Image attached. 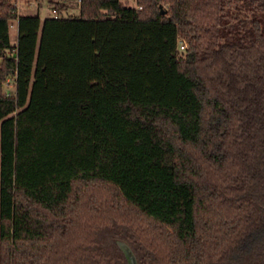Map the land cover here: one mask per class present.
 <instances>
[{"label": "trees", "instance_id": "16d2710c", "mask_svg": "<svg viewBox=\"0 0 264 264\" xmlns=\"http://www.w3.org/2000/svg\"><path fill=\"white\" fill-rule=\"evenodd\" d=\"M13 2L0 264H264V0Z\"/></svg>", "mask_w": 264, "mask_h": 264}, {"label": "rangeland", "instance_id": "374dc122", "mask_svg": "<svg viewBox=\"0 0 264 264\" xmlns=\"http://www.w3.org/2000/svg\"><path fill=\"white\" fill-rule=\"evenodd\" d=\"M122 4L126 7L135 8L136 2L135 0H121ZM52 3H58L62 7H64L65 11L63 13L64 18H78L79 17V6L80 0H38L31 2H23L22 0H14L13 4L16 7V11L18 15L22 16H39L41 20L46 18H50L53 16L52 11ZM161 10L166 11L167 5L162 2L160 4ZM234 20L228 25L231 26ZM17 32H16V23L11 24L10 27V40L12 45L16 44ZM180 50V49H179ZM180 52H182L180 50ZM4 92L8 96L14 95V85L13 81L10 79L5 88Z\"/></svg>", "mask_w": 264, "mask_h": 264}, {"label": "water", "instance_id": "95a60500", "mask_svg": "<svg viewBox=\"0 0 264 264\" xmlns=\"http://www.w3.org/2000/svg\"><path fill=\"white\" fill-rule=\"evenodd\" d=\"M117 248L123 254L127 264H138L137 258L132 249L123 241H115Z\"/></svg>", "mask_w": 264, "mask_h": 264}, {"label": "built area", "instance_id": "2783aa9c", "mask_svg": "<svg viewBox=\"0 0 264 264\" xmlns=\"http://www.w3.org/2000/svg\"><path fill=\"white\" fill-rule=\"evenodd\" d=\"M14 8H15V14H16L17 16H19L18 13H17V11H16V7H15V6H14ZM10 27H11V26H10ZM179 49H180L181 51H183V50L185 49V46H184L183 44L180 43V47H179Z\"/></svg>", "mask_w": 264, "mask_h": 264}]
</instances>
